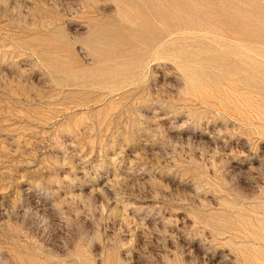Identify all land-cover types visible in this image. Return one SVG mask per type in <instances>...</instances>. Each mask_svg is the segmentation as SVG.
Returning a JSON list of instances; mask_svg holds the SVG:
<instances>
[{"label": "rangeland", "instance_id": "1", "mask_svg": "<svg viewBox=\"0 0 264 264\" xmlns=\"http://www.w3.org/2000/svg\"><path fill=\"white\" fill-rule=\"evenodd\" d=\"M0 264H264V0H0Z\"/></svg>", "mask_w": 264, "mask_h": 264}]
</instances>
